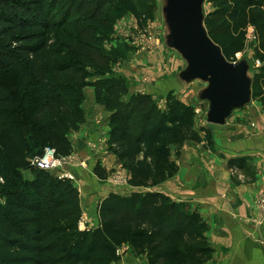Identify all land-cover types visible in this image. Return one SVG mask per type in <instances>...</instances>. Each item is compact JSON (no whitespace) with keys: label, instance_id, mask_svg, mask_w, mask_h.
Masks as SVG:
<instances>
[{"label":"trees","instance_id":"1","mask_svg":"<svg viewBox=\"0 0 264 264\" xmlns=\"http://www.w3.org/2000/svg\"><path fill=\"white\" fill-rule=\"evenodd\" d=\"M215 2L209 27L229 42L224 54L242 45L241 29L253 20L264 60V0ZM111 8L145 27L136 0H0V264H111L123 243L148 264H205L213 252L197 211L148 189L175 175L171 147L197 131L191 124L175 139V114L185 119L175 99L159 106L151 92L130 94L113 73L116 57L105 46L125 39H114ZM86 86L111 112L109 150L138 190L110 192L98 224L82 230L78 187L31 161L48 146L72 155L67 133L84 121ZM253 92L264 105V66ZM94 172L108 176L99 163Z\"/></svg>","mask_w":264,"mask_h":264},{"label":"crops","instance_id":"2","mask_svg":"<svg viewBox=\"0 0 264 264\" xmlns=\"http://www.w3.org/2000/svg\"><path fill=\"white\" fill-rule=\"evenodd\" d=\"M175 63V77H182L179 85L185 90L183 94L179 90L176 93L181 100L192 103L197 99V89L187 85L184 74L188 62L179 57ZM131 85L129 82L132 94L136 88ZM87 88L85 107L92 103L90 110L95 114H90L92 119L75 132L72 154L84 162L70 165L69 170L79 182L83 213L89 216L90 225L96 226L98 206L110 192L129 194L136 188L131 184L112 185L113 180L108 179L114 167L122 163L108 149L110 111L93 105L95 89ZM152 88H148L151 93ZM209 127L210 137L204 135L201 140L189 139L171 147L175 175L154 189L185 203L207 222L206 237L213 252L205 264H264V222L255 220L256 201L264 189V106L259 99H252L234 109L224 124ZM97 163L106 168L107 178L95 174ZM128 257L131 259L132 254ZM133 261L139 264L138 258Z\"/></svg>","mask_w":264,"mask_h":264},{"label":"rangeland","instance_id":"3","mask_svg":"<svg viewBox=\"0 0 264 264\" xmlns=\"http://www.w3.org/2000/svg\"><path fill=\"white\" fill-rule=\"evenodd\" d=\"M136 2L141 11V17L144 20V28L140 27L138 19L132 12L127 11L121 14L116 13L113 8L108 10L109 15L117 17L116 23L119 25L117 26V31L115 33L114 39H125L123 42H118V44L117 41L115 42V40L110 41L105 46V48L108 51L112 52L116 57L115 63L112 65L113 73L124 76L126 80H128V85L129 82H131V84L136 88L134 93L150 92L148 88L150 87V85H152V90H154V92L156 93L155 94L153 92L152 94L154 96V100L159 104V106H164L166 104L167 96H170L172 100L175 99V102L178 104L180 113H182L185 117L184 120H179V114H175V139H177L178 135H180L178 130L185 129L184 127H189V125L191 124L197 131V137L195 138L196 140H198L200 137L203 138L204 135L206 137H210L212 132L210 129L211 126L209 127V125L219 124H213L208 121L210 102L202 97L203 91L209 85V80L201 78L190 79L186 76V74H184V76L186 77L185 79L188 81L187 85L190 84V87H195V89H197V99L193 100V102L190 103L185 102L179 98V93L183 94L185 90L180 89V87H182L183 85H179L182 77H175V66H177L175 62L176 59H179V57L184 59L185 61H187V59L177 47V36L175 33L172 18V9L174 5L173 0H136ZM216 4L217 3L215 2V0H203L202 10L204 16V27L215 44L223 51V48L227 47L229 42L223 40L222 37H214L215 39H213L212 36L215 35L213 34L211 27H209V19L211 18L210 15L215 10L219 9ZM253 22L254 21L252 20L251 23H247L241 29V34H244V37H242V45L239 48L230 51V53L228 52L227 55H224L230 62L234 64L245 63L247 65V75L252 82V95L249 102L252 101V99H259L263 105L262 96L256 97L254 96L253 92L254 78L257 74L261 73V69L264 66V60L258 54L260 38L257 27ZM259 59L261 60V64L257 66V60ZM167 77L170 78L168 79ZM162 78H164V80ZM168 86H174L175 89H169ZM87 87L89 86H86L84 89L86 98L82 104V108L84 109V121L78 124L79 126L77 129L70 128L67 136L71 142H73L72 140L75 139V132L80 129L81 125L89 122V120L92 119L91 117L93 115L90 114H95L93 113V110H90L92 103L85 107L86 101L88 102ZM176 90H179V93H176ZM95 101L96 103H93V105L97 104L105 107V105L100 103L97 99H95ZM180 102L183 104H181ZM185 107L188 108V114L185 110ZM197 125L199 126L197 127ZM110 152L112 151L110 150ZM68 157L72 160H76L75 154H72ZM169 158L171 160V157ZM66 166L69 170V165ZM49 171L53 175L60 177L59 171L61 172V169H52ZM110 174L111 175L108 179L116 180L118 181V184L121 185L130 184L131 174L128 169L124 168L123 164H120L118 167H114V170ZM170 178L171 177H168L165 181ZM74 184L76 186H79V182L76 180L74 181ZM111 184L113 185L115 183L113 182ZM156 186L148 189H154ZM139 189L144 190L145 188ZM135 190H138V188H136ZM258 199L256 201V207L258 205ZM85 224H88L90 228L93 227L92 225H90V219L87 215H85L84 220L79 224L80 229H86L87 225ZM130 251L131 246L129 243H123L122 245H120L117 250L118 258L114 259L111 264H133V260H137V258L139 261L137 263L143 264V262L146 261L148 264V260L144 255L136 256L135 254H133L132 258L130 259L128 257ZM208 260L209 258L205 263H207Z\"/></svg>","mask_w":264,"mask_h":264},{"label":"water","instance_id":"4","mask_svg":"<svg viewBox=\"0 0 264 264\" xmlns=\"http://www.w3.org/2000/svg\"><path fill=\"white\" fill-rule=\"evenodd\" d=\"M203 0H173L172 18L177 47L185 56L188 78L209 80L202 97L210 102L208 121L222 125L236 108L247 104L252 82L245 63L234 64L204 27Z\"/></svg>","mask_w":264,"mask_h":264},{"label":"built area","instance_id":"5","mask_svg":"<svg viewBox=\"0 0 264 264\" xmlns=\"http://www.w3.org/2000/svg\"><path fill=\"white\" fill-rule=\"evenodd\" d=\"M261 64V60H257V66ZM71 156V155H70ZM68 156H62L57 153L56 149L53 147H46L44 154L41 156H36L34 159H32L31 163L39 168L45 169V170H52V169H61L60 177H67L71 179L73 182L76 180V177L74 173L67 169L66 165H77L81 164L84 161H79L77 158L76 160H72ZM71 159V160H70ZM66 166V167H65ZM115 184H118V181L113 180ZM258 213L256 223L262 224L264 222V189L260 193V197L258 199ZM85 214L83 213V216L80 220V223L84 220ZM86 228H90L88 224Z\"/></svg>","mask_w":264,"mask_h":264}]
</instances>
